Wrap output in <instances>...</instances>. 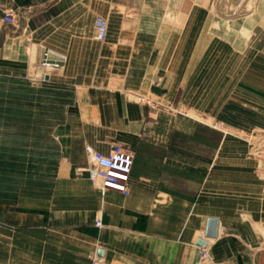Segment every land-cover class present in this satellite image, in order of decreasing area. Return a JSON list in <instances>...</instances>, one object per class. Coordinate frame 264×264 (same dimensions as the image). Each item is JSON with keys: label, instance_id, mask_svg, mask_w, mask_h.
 I'll return each mask as SVG.
<instances>
[{"label": "crops", "instance_id": "0c3cea01", "mask_svg": "<svg viewBox=\"0 0 264 264\" xmlns=\"http://www.w3.org/2000/svg\"><path fill=\"white\" fill-rule=\"evenodd\" d=\"M6 14L16 24L0 25V149H34L40 90L69 91L72 103L53 130L60 158L46 188L0 189V264H264V156L250 152L264 133V57L246 77L240 50L229 66L219 60L234 99L213 113L193 88L196 72L211 83L210 53L179 44L194 37L179 0H0ZM97 17L108 23L102 43ZM114 145L135 152L128 195L78 172L87 147Z\"/></svg>", "mask_w": 264, "mask_h": 264}, {"label": "rangeland", "instance_id": "374dc122", "mask_svg": "<svg viewBox=\"0 0 264 264\" xmlns=\"http://www.w3.org/2000/svg\"><path fill=\"white\" fill-rule=\"evenodd\" d=\"M232 10L234 11L231 12ZM179 13L180 17L184 15V18L189 14L191 19L189 28L191 26L194 28L193 39L180 36L179 44H186L187 39L189 43L193 40L194 45H205L210 53L211 83L203 87L198 85L197 76L199 74L197 75L196 72L193 88L196 94H201L205 89L206 97L210 98V103L206 108L216 113L220 98L223 101L225 97L228 100L234 99V94L230 93L233 85H219L218 83L220 75L216 68L219 60L226 61L229 66L234 61L232 50H240V53H237L240 56L238 59L243 63L242 68L237 71L239 76L242 74L246 77L250 74L251 61L264 57V0H179ZM232 27L235 28L232 31L238 34L236 38L234 32L229 33ZM197 52L198 48L195 49V55H198ZM195 60L197 61V57ZM230 74V77L234 75V71L231 70ZM229 76L227 81L230 80ZM189 87L192 88V86ZM40 91L43 92L36 93L35 97V147L34 149H0V173L18 172L20 176V179L16 181L0 180V189L10 187V184H13L15 188H46V172L53 171L57 166L60 158L59 151L53 148L50 141L54 140V128L66 121L65 114L72 103L70 99L72 95L69 91L59 94L54 88L47 87ZM184 108L181 106L180 110L186 112ZM6 119L9 120V116H0V123ZM206 122L213 127H218L215 121L207 119ZM39 126L46 127L44 134L46 143L43 145L37 138L42 135ZM211 134L213 138L214 135ZM254 141L258 142L259 146L257 148L253 146L250 152L255 156H264V133L260 132ZM258 151H260L259 154Z\"/></svg>", "mask_w": 264, "mask_h": 264}, {"label": "built area", "instance_id": "2783aa9c", "mask_svg": "<svg viewBox=\"0 0 264 264\" xmlns=\"http://www.w3.org/2000/svg\"><path fill=\"white\" fill-rule=\"evenodd\" d=\"M16 20L6 14L0 18V25L15 26ZM95 40L104 42L107 36L108 23L103 17L94 20ZM87 166L78 172L87 174L90 183L100 192L107 190L128 195V183L135 159V152L120 145H114L108 154H102L90 147L86 148ZM100 222L96 223L100 227ZM202 259L205 254L202 253ZM113 264V263H105Z\"/></svg>", "mask_w": 264, "mask_h": 264}, {"label": "water", "instance_id": "95a60500", "mask_svg": "<svg viewBox=\"0 0 264 264\" xmlns=\"http://www.w3.org/2000/svg\"><path fill=\"white\" fill-rule=\"evenodd\" d=\"M217 229H218V221L216 219H209L207 222V228L205 231V238L207 239H213L217 236ZM197 246L199 247H205L206 242L199 239L196 242Z\"/></svg>", "mask_w": 264, "mask_h": 264}, {"label": "bare ground", "instance_id": "6f19581e", "mask_svg": "<svg viewBox=\"0 0 264 264\" xmlns=\"http://www.w3.org/2000/svg\"><path fill=\"white\" fill-rule=\"evenodd\" d=\"M234 10H232L231 12H233ZM229 14V13H228ZM233 13H230L229 15H232Z\"/></svg>", "mask_w": 264, "mask_h": 264}]
</instances>
